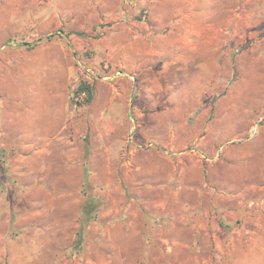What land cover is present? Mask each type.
<instances>
[{"label":"rangeland","instance_id":"1","mask_svg":"<svg viewBox=\"0 0 264 264\" xmlns=\"http://www.w3.org/2000/svg\"><path fill=\"white\" fill-rule=\"evenodd\" d=\"M25 2L0 33V264H264V0Z\"/></svg>","mask_w":264,"mask_h":264},{"label":"crops","instance_id":"2","mask_svg":"<svg viewBox=\"0 0 264 264\" xmlns=\"http://www.w3.org/2000/svg\"><path fill=\"white\" fill-rule=\"evenodd\" d=\"M5 5H0V33H3V38L7 40L14 36L15 33L24 31L27 25L26 19V2L25 0H4ZM249 151L256 153L258 156L257 166L260 167L261 174L264 173V158H261L262 150L257 147L256 149H249ZM228 170V168H227ZM215 174V175H214ZM211 185L215 191L217 206L214 210L215 225L220 226L218 219L223 218L225 221L230 222L233 219V212L229 208V204L225 201L229 198L230 191L228 189V171L224 177L216 170L212 171ZM264 189V184L261 185ZM216 212V213H215Z\"/></svg>","mask_w":264,"mask_h":264},{"label":"trees","instance_id":"3","mask_svg":"<svg viewBox=\"0 0 264 264\" xmlns=\"http://www.w3.org/2000/svg\"><path fill=\"white\" fill-rule=\"evenodd\" d=\"M141 17V16H140ZM52 35H48L45 38L51 39ZM43 40V38H39L37 41ZM73 93L75 96H79L81 93H84L82 99L77 101L72 100V104L76 103L77 106H84L89 104L94 96V86L89 81H80L77 86L73 89ZM219 225L221 228L230 227V223L225 221L223 218L218 219Z\"/></svg>","mask_w":264,"mask_h":264},{"label":"built area","instance_id":"4","mask_svg":"<svg viewBox=\"0 0 264 264\" xmlns=\"http://www.w3.org/2000/svg\"><path fill=\"white\" fill-rule=\"evenodd\" d=\"M147 13H148L147 10H143V14H142V16H143L144 18H146V17H147ZM83 96H84V93H81L79 96H75L74 93L72 92V100H73V101H77V100H79V99H82ZM73 105L77 106L76 103H73Z\"/></svg>","mask_w":264,"mask_h":264}]
</instances>
